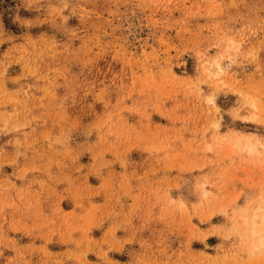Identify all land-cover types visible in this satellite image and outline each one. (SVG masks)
<instances>
[{"label": "rangeland", "instance_id": "374dc122", "mask_svg": "<svg viewBox=\"0 0 264 264\" xmlns=\"http://www.w3.org/2000/svg\"><path fill=\"white\" fill-rule=\"evenodd\" d=\"M259 202L264 0H0V264H264Z\"/></svg>", "mask_w": 264, "mask_h": 264}, {"label": "bare ground", "instance_id": "6f19581e", "mask_svg": "<svg viewBox=\"0 0 264 264\" xmlns=\"http://www.w3.org/2000/svg\"><path fill=\"white\" fill-rule=\"evenodd\" d=\"M212 68L215 76H219L221 73H223V70L225 69L223 64L217 60L213 62ZM247 148L250 151L252 150V147H247ZM250 222H251L250 225L253 234L256 233V231L261 228L260 227L256 230L257 226L263 225L264 227V202H259L256 206L252 208ZM258 233L259 231H257V234Z\"/></svg>", "mask_w": 264, "mask_h": 264}]
</instances>
